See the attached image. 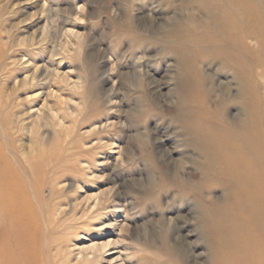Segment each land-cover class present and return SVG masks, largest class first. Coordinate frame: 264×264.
Returning <instances> with one entry per match:
<instances>
[{
	"label": "rangeland",
	"instance_id": "rangeland-1",
	"mask_svg": "<svg viewBox=\"0 0 264 264\" xmlns=\"http://www.w3.org/2000/svg\"><path fill=\"white\" fill-rule=\"evenodd\" d=\"M210 2L222 4L0 0V99L9 103L1 110L16 154L8 156L37 164L23 219L34 225L36 249L50 253L52 264H212L209 232L233 209L234 193L220 168L227 160L198 155L188 141L204 115L223 113L214 102L227 89V133L243 142L242 133L256 130L254 149L264 165V41L201 42L196 32L212 26L205 8ZM232 2L253 9L251 18L261 16L264 25V0H227V16ZM69 30L79 39L67 38ZM34 65L60 78L39 70L35 82L41 85L31 88L23 81ZM134 68L143 77L141 86L130 79ZM183 78H190L193 89L179 96ZM51 91L55 97L46 100L54 113L37 123L31 114ZM242 98L250 101L247 110ZM101 139L113 145L103 147ZM101 191L108 193L99 206L87 199ZM108 241L116 242L102 259L83 250Z\"/></svg>",
	"mask_w": 264,
	"mask_h": 264
},
{
	"label": "bare ground",
	"instance_id": "bare-ground-1",
	"mask_svg": "<svg viewBox=\"0 0 264 264\" xmlns=\"http://www.w3.org/2000/svg\"><path fill=\"white\" fill-rule=\"evenodd\" d=\"M221 1H222V4H216L214 2H210V3H207V5L205 7L206 11H207V15H208L207 17H209V19L211 20L212 26H208L207 28L206 27L203 28L204 31L202 30V32H196L197 36L199 37L201 42L206 43V44H211V45L212 44H216V45H219V44L225 45L226 44L227 45V40L228 41L234 40V42H239V43H242L245 39H248V38H249V40L254 39L253 41H255V42L258 41V39H259V42H261V40L264 41V37H263L264 36V25L262 23L263 19L261 18V16L256 17L254 19H253V17L251 18L253 9H251L250 7L243 5V3H239V2H237L235 4V6H234V2H232L233 5H232V8L230 10H233V12L227 16V0H221ZM243 6H245V7H243ZM229 16H233V17H229ZM237 23H239L240 25L238 26ZM239 28H242V30H240ZM194 29H196V28H194ZM168 32H170V31H168ZM231 33H235L236 35L232 36ZM43 35H44V33H43ZM66 37L70 38V39L73 37L76 40H78L80 36L77 34H73V32L69 30L66 32ZM43 38H44V36H43ZM41 40H40V42H41ZM61 50H63V49H61ZM34 64H36V63H34ZM45 66L47 67V65H45ZM27 69H28V67H27ZM32 69H33L32 74L29 75L28 77L24 78L25 80L23 81V83L25 82V85L31 86V88H32V84L36 83V86L39 84V83L35 82L39 77V75H38L39 70H40L39 73L40 74L43 73L46 77L47 76L51 77L54 74L52 72L54 70L50 71L45 67L40 69L38 66H35ZM258 69H259V67H258ZM58 73L54 74V75L58 76L60 78L61 74L58 75ZM65 76H63V77H65ZM65 78L67 79V77H65ZM142 78H143L142 75L139 74L138 70L136 72V70L134 68L133 69V75L130 78L132 83L134 82V83H136L135 84L136 86H141V83L143 81ZM189 79L188 80H186L185 78L181 79L182 83L180 82V85H179L178 90H177V93L179 96H181L182 93H184V92L188 93L189 91H191L193 89V82H191ZM43 81H45V80H43ZM63 81H65V80H63ZM39 85H41V84H39ZM39 87H41V86H39ZM75 87H76V85H75ZM224 91H225V95H224L225 98L215 100V102H214V105H217L219 108H223V113L222 112H221V114L217 113L216 117L209 115V114L204 115L201 118L203 120L202 121L203 124L200 125V127L198 126L197 128L192 130V132L190 133V139L188 141L189 147L194 152H196L198 155H221L223 158H225L227 160V163L225 165L222 164L223 166H221L220 168H222L221 171H223L227 177L226 178L227 179V187H228V185H230L231 187L230 186L229 187L233 189L232 192L234 193V195L232 194L234 196V202H233L234 207L232 206L233 209L231 210L230 213H228V212L226 214L224 213L225 215H223V216L220 214L222 216L221 220L219 221V219L216 218L217 223L216 224L214 223L215 225L213 224L214 227H213V229L210 230L211 232H209L210 234H212L214 236L212 238L213 240H211V243H210L211 263L212 264H217V263H219V264H264V167H263L264 165L262 166V159H261V156H259L258 152L256 151L257 149L256 150L254 149V146L258 143V137L259 136H258V132L256 130L248 132V133H242L243 140H244L242 142V139H240V135L232 136V135H229L227 133V119L225 116L226 108H227V94H226L227 89ZM43 96L45 97V99L43 100L41 107L39 109H36L34 111V113L31 114L34 117V121H36L37 123L39 120L41 121L43 119H45V120L47 119V118H45L46 117L45 114L53 115V113H54V111L52 110V108L50 106L51 103L50 102H49L50 104L47 103V100H46V99H49V98L54 96L53 92L51 91V95H48L47 92H45V94H43ZM58 97H59V95H58ZM201 97L204 99L205 94H203V96H201ZM56 98H57V96H56ZM184 100H187V99L184 98ZM241 100H242L241 103L244 101L242 104V105H244L243 109L247 110V105L244 103L246 102L249 104V102H250L249 99L248 98H242ZM255 102H256V100H255ZM188 103L190 105L189 101H188ZM196 103L197 102L195 101V104ZM7 105H9V103H7V104L3 103L2 104L1 99H0V264H52V257L50 256V253H49L51 248H49L50 249L49 251L47 250L49 253L47 256H43V254L38 253V251H37L38 249H36V246H35V244H37V243L34 241L35 240L34 239L35 237L33 235L34 230L32 231V229H31L34 225L33 224H32L33 226L30 225V223H29L30 221L27 223L23 219V217L26 216L27 211H29V210H26V207L24 206L26 197H30V196L34 195V189H35V183H36V182L34 183V180H36L35 175H36V173H37V175H39V174L37 172L38 167L36 168L37 164L36 165H35V163L32 164V162H28V160H26V159L24 161H19L15 156H11V157L8 156V155H16V154H14L13 150L8 145L7 140H8L9 133L6 130V126H5L4 120H3V116H4L2 113L3 106H7ZM53 117L54 116H52L51 119H53ZM56 119H57V117H56ZM219 119H221V121H219ZM53 121H56V120H53ZM106 121H109V118H106ZM46 122L48 123L49 121H46ZM260 122H262V121H260ZM30 123H33V122H31V118H30ZM53 123H55V122H53ZM54 125H53V128H57V127H54ZM108 127H111V126L110 125H104L103 126V128H108ZM12 130H15V128ZM31 130H33V129H31ZM40 130L43 131V129H40ZM100 131H102V130H100ZM40 133L44 134V132H40ZM92 133H94V132H92ZM144 134L143 135L139 134L140 139L143 136H145ZM105 137H107V136H105ZM41 138H42L41 140L44 141L45 135H42ZM101 141H102V139H101ZM240 142H242V143H240ZM232 143H234V144L240 143L239 149L238 150L232 149L233 148ZM101 145L103 147H109L110 145H113V144L109 143L106 140L104 142L102 141ZM140 146H142V145H140ZM117 150H118L117 154L120 155L121 150H119V149H117ZM87 151L89 152L90 150H87ZM82 152H83V150H82ZM43 156H45V155H43ZM41 161H43V160H41ZM25 162H28V166H25L26 165ZM15 165H16V167H15ZM87 170H88V168H87ZM38 171H40V170H38ZM47 173H48V171H47ZM36 178H37V176H36ZM57 179H59L58 176H57ZM44 181H45V179H44ZM44 181H43V183H44ZM48 182H49V180H48ZM53 183H55V181ZM229 187H228V189H229ZM38 188H40V187H37V189ZM51 191L54 193L53 190H51ZM38 192H40V191H38ZM107 193L104 191H101V193L95 194L93 196H89V197H87V199L88 200L93 199L95 202V205L99 206L103 202L102 199L107 196ZM41 194H42V192H41ZM39 199L41 201V197H39ZM232 199H233V197H232ZM45 200H47V199H45ZM29 201L30 200H28V203H29ZM37 202L38 201H36V203ZM43 202H47V201H43ZM48 202H47V204H48ZM28 203L26 202V205ZM58 204L61 206L60 203H58ZM52 205H53V203H52ZM60 206H59V208H60ZM29 207H30V205H29ZM47 207H49V205ZM118 207L116 205L114 206V208H118ZM36 208H37V206H36ZM54 208L53 209L56 210L58 207H54ZM30 209H31V207H30ZM90 210H92V207ZM219 212H222V211H219ZM34 216H36V215H34ZM202 217L203 216H201V218ZM31 218L36 219V217H31ZM26 219H27V217H26ZM35 219H33V220H35ZM212 220L214 221V218ZM37 221H38V218H37ZM49 221H50V219H49ZM31 223H32V221H31ZM163 225L165 227V224H163ZM204 226H206V222H205ZM54 227H53V229H54ZM202 229H204V228H202ZM51 231H52V228H51ZM37 232H40V231H37ZM51 234H48V235L53 236V234L52 235ZM37 237H39V235H37ZM46 237H48V236H46ZM57 237L55 236L53 238V240ZM39 239H41V237H39ZM49 239H51V238H49ZM50 241H52V240H50ZM54 242H56V241H54ZM115 242L116 241H114V242L108 241L107 243H101L99 245L94 244V245H91L89 247L83 248V250L95 252L96 257L99 256L98 258L102 259L103 258L102 254L106 252V249L109 246L115 244ZM51 243L48 246H51L53 244V243L52 244ZM56 246L58 247V245H56ZM60 247H63V246H60ZM53 248H54V246H53ZM56 252H59V251H56ZM96 253H98V254H96ZM55 256H57V254ZM61 257H62V254H61ZM118 257H115V259H118ZM57 264H60V263L58 262Z\"/></svg>",
	"mask_w": 264,
	"mask_h": 264
}]
</instances>
